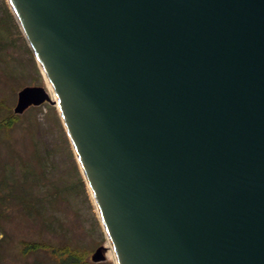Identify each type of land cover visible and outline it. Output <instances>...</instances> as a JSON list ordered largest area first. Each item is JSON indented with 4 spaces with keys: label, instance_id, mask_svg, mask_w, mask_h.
Instances as JSON below:
<instances>
[{
    "label": "water",
    "instance_id": "obj_1",
    "mask_svg": "<svg viewBox=\"0 0 264 264\" xmlns=\"http://www.w3.org/2000/svg\"><path fill=\"white\" fill-rule=\"evenodd\" d=\"M117 264H264V0H8Z\"/></svg>",
    "mask_w": 264,
    "mask_h": 264
},
{
    "label": "rangeland",
    "instance_id": "obj_2",
    "mask_svg": "<svg viewBox=\"0 0 264 264\" xmlns=\"http://www.w3.org/2000/svg\"><path fill=\"white\" fill-rule=\"evenodd\" d=\"M41 69L9 1L0 0V264H61L45 250L24 255L22 240L67 243L86 254L83 264H116L59 106L14 110L25 86H46L56 98ZM57 186L63 193L54 198ZM24 196L34 206L28 215Z\"/></svg>",
    "mask_w": 264,
    "mask_h": 264
},
{
    "label": "trees",
    "instance_id": "obj_3",
    "mask_svg": "<svg viewBox=\"0 0 264 264\" xmlns=\"http://www.w3.org/2000/svg\"><path fill=\"white\" fill-rule=\"evenodd\" d=\"M45 178L47 180L50 179V175L49 172L48 174H44ZM57 189L59 188V186L56 187ZM63 191L58 189V194H54V198H57V196H60ZM13 197V194H11ZM42 199V197H41ZM39 200V199H38ZM42 202V200H41ZM22 207H24L25 209V213L33 210L34 206L30 205V202L28 200L27 197H23L22 202H21ZM31 215V214H30ZM50 228V227H48ZM22 244V251L24 252V255H28L31 252H37L40 250H45V251H49V253H51L53 255V258L55 260L59 259V263L61 264H83V260L84 257L86 256V254L84 252H82L80 249H76V250H72L69 244L65 243L63 245H61V247H58L54 244L51 243H47L45 241H26V240H22L21 242ZM58 257H56V256ZM40 264V262L38 263Z\"/></svg>",
    "mask_w": 264,
    "mask_h": 264
},
{
    "label": "bare ground",
    "instance_id": "obj_4",
    "mask_svg": "<svg viewBox=\"0 0 264 264\" xmlns=\"http://www.w3.org/2000/svg\"><path fill=\"white\" fill-rule=\"evenodd\" d=\"M41 66H42V65H41ZM42 69H43V67H42ZM44 74H45V73H44ZM45 77H46V81H47V84H48L49 88H52V86L50 85V82L48 81L46 75H45ZM52 90H53V88H52ZM53 92H54V90H53ZM54 94H55V93H54ZM55 97H56V95H55ZM54 99H56V98H54ZM57 105L59 106V104H57ZM90 191H91V190H90ZM91 194H92V197H93V199H94V196H93L92 191H91ZM94 202H95V204H96L95 199H94ZM96 207H97V204H96ZM97 209H98V207H97ZM109 241H110V239H109ZM109 245H110V252H111V255H112L113 258H115L116 263H117L116 254H115V251H114L113 246H112V244H111V241H110Z\"/></svg>",
    "mask_w": 264,
    "mask_h": 264
}]
</instances>
